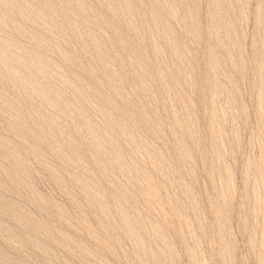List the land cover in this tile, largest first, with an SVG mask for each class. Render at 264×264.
<instances>
[{"label":"rangeland","instance_id":"374dc122","mask_svg":"<svg viewBox=\"0 0 264 264\" xmlns=\"http://www.w3.org/2000/svg\"><path fill=\"white\" fill-rule=\"evenodd\" d=\"M0 264H264V0H0Z\"/></svg>","mask_w":264,"mask_h":264}]
</instances>
